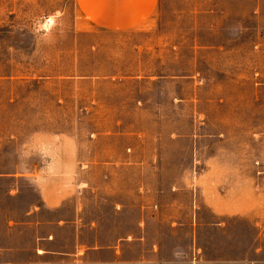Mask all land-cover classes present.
<instances>
[{
  "label": "rangeland",
  "instance_id": "rangeland-1",
  "mask_svg": "<svg viewBox=\"0 0 264 264\" xmlns=\"http://www.w3.org/2000/svg\"><path fill=\"white\" fill-rule=\"evenodd\" d=\"M0 264H264V0H0Z\"/></svg>",
  "mask_w": 264,
  "mask_h": 264
},
{
  "label": "crops",
  "instance_id": "crops-1",
  "mask_svg": "<svg viewBox=\"0 0 264 264\" xmlns=\"http://www.w3.org/2000/svg\"><path fill=\"white\" fill-rule=\"evenodd\" d=\"M81 14L92 24L108 31H129L159 11L160 0H75ZM40 252H43L40 250ZM47 252V251H45Z\"/></svg>",
  "mask_w": 264,
  "mask_h": 264
}]
</instances>
